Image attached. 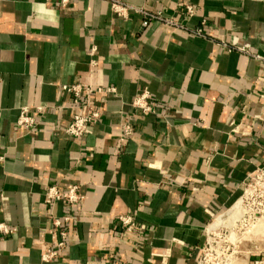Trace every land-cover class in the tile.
I'll return each instance as SVG.
<instances>
[{
    "label": "crops",
    "instance_id": "crops-1",
    "mask_svg": "<svg viewBox=\"0 0 264 264\" xmlns=\"http://www.w3.org/2000/svg\"><path fill=\"white\" fill-rule=\"evenodd\" d=\"M121 1L184 29L117 17L106 0H0V264H196L207 227L264 165V61L237 50L264 58V0ZM73 82L115 91L77 108L62 90ZM143 90L152 115L131 106ZM22 107L32 132L15 123ZM89 110L100 117L85 135H66ZM53 184L79 186L78 206L45 204ZM123 214L146 230L120 229ZM52 218L67 238L44 262Z\"/></svg>",
    "mask_w": 264,
    "mask_h": 264
},
{
    "label": "built area",
    "instance_id": "built-area-1",
    "mask_svg": "<svg viewBox=\"0 0 264 264\" xmlns=\"http://www.w3.org/2000/svg\"><path fill=\"white\" fill-rule=\"evenodd\" d=\"M106 1L109 3L111 12L117 17L127 18L130 12H136L142 14L145 18L149 20H158L165 26H169L175 30L184 29L183 23L177 22L171 18H165L161 15L160 12H157L155 14L149 13L143 10L142 8L134 7L125 2H122L121 0ZM68 2L69 0H58L59 5L61 6H66ZM184 12L187 17H191L194 15V7L190 4H186L184 6ZM193 34L198 37L204 36L202 28H197L193 31ZM237 50L243 54L253 57L256 60L264 61L263 57L258 54L251 53L247 47H239L237 48ZM89 55L93 56L90 60V66H97L98 60L94 57V47L90 50ZM62 90L65 93L73 96L74 104L77 106V108L80 107L79 102L83 94L92 98L94 96H104L112 94L115 91V89L112 87H94L87 84H81L79 82H73L72 84L63 85ZM150 100L151 97L149 92L143 90L132 100L131 106L136 109L141 116L152 115L155 113V111L152 105L150 104ZM34 111L37 114H41L44 111V107L36 106ZM99 117L100 114L97 110H89L84 114H81L76 111L72 115L70 122H68V124L64 128V132L66 135L72 138H82L85 135L89 125L94 121L98 120ZM15 123L19 128H22L27 132H32L39 124L35 114L32 113L28 107L20 108ZM133 132V127L130 123L123 124L121 126V135L119 137V140L121 141L125 138L132 137ZM238 200L240 201L239 206L241 211L236 221L238 220L250 228L258 224L264 226V165L255 168L254 171L248 176V178L243 184V189ZM59 201L65 202L69 206V208L78 206L81 201L79 186L73 185L67 190L62 191L55 184L49 185L45 190L44 203L51 205ZM68 220V217L65 218V221ZM51 222L52 225L58 230L60 239L57 241L56 247L54 249H47L42 254L41 258L44 262H48L57 257L59 249L64 247L67 238L66 231L61 228L60 220L58 218H52ZM116 222L117 226L126 232H143L146 230L145 226L138 224L131 214H123L118 216ZM0 230H2L3 232H7V229L3 224H0ZM213 231H209L208 228L206 229L205 244L208 241V234ZM203 247L201 248V251L203 250ZM257 256L258 257L254 260L253 264H264V254L260 253ZM200 260L201 259L199 256V259L196 264H200Z\"/></svg>",
    "mask_w": 264,
    "mask_h": 264
},
{
    "label": "rangeland",
    "instance_id": "rangeland-1",
    "mask_svg": "<svg viewBox=\"0 0 264 264\" xmlns=\"http://www.w3.org/2000/svg\"><path fill=\"white\" fill-rule=\"evenodd\" d=\"M235 221L220 224L214 228L215 230L212 229L214 231L208 234V241L200 252V264H253L257 255L264 254V249L249 248L247 241L244 240L246 232L249 230L253 232L255 228ZM263 230L264 228L261 229L262 232ZM232 235L234 239H231ZM244 256H247L246 263Z\"/></svg>",
    "mask_w": 264,
    "mask_h": 264
},
{
    "label": "bare ground",
    "instance_id": "bare-ground-1",
    "mask_svg": "<svg viewBox=\"0 0 264 264\" xmlns=\"http://www.w3.org/2000/svg\"><path fill=\"white\" fill-rule=\"evenodd\" d=\"M239 200H237V202L232 205V207H230L228 209V211L224 214L219 216L218 218H216L207 228L209 231H213L212 229L216 228L218 225L220 224H228V223H233V221L236 220V218H238L239 213L241 211L240 206H239ZM225 217V218H224ZM235 219V220H233ZM254 231L251 232V230H249L248 232H246L247 235H244V240L247 241L248 243V247L249 248H254L256 249H264V232L261 231L262 228H264L263 225L258 224L253 226ZM261 228V229H260ZM215 230V229H214ZM264 231V230H263ZM249 233V234H248ZM231 239L233 238V235L231 237ZM247 246V245H246ZM247 254V253H246ZM247 256H244V262L246 263L247 261Z\"/></svg>",
    "mask_w": 264,
    "mask_h": 264
}]
</instances>
